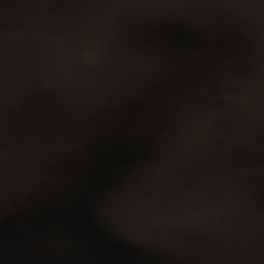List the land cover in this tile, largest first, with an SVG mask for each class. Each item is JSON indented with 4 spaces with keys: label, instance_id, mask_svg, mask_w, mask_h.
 I'll return each instance as SVG.
<instances>
[{
    "label": "water",
    "instance_id": "water-1",
    "mask_svg": "<svg viewBox=\"0 0 264 264\" xmlns=\"http://www.w3.org/2000/svg\"><path fill=\"white\" fill-rule=\"evenodd\" d=\"M0 264H264V0H0Z\"/></svg>",
    "mask_w": 264,
    "mask_h": 264
}]
</instances>
